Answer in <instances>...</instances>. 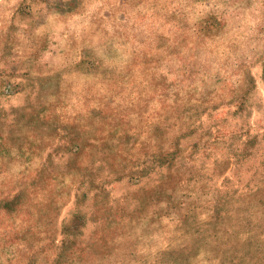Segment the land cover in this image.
Returning <instances> with one entry per match:
<instances>
[{"label": "rangeland", "instance_id": "374dc122", "mask_svg": "<svg viewBox=\"0 0 264 264\" xmlns=\"http://www.w3.org/2000/svg\"><path fill=\"white\" fill-rule=\"evenodd\" d=\"M0 264H264V0H0Z\"/></svg>", "mask_w": 264, "mask_h": 264}]
</instances>
